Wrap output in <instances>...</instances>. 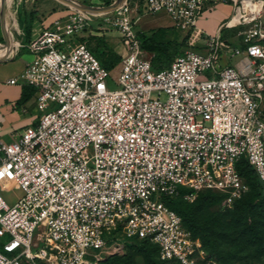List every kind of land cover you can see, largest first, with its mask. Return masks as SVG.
<instances>
[{"label":"built area","instance_id":"built-area-1","mask_svg":"<svg viewBox=\"0 0 264 264\" xmlns=\"http://www.w3.org/2000/svg\"><path fill=\"white\" fill-rule=\"evenodd\" d=\"M220 1L142 7L167 14L186 35L201 33L198 18ZM133 11L124 8L125 53L112 89L110 70L85 42L67 38L79 25L61 30L56 20L35 37L21 32L14 54L23 48L32 58L3 83L33 88L40 113L11 141L0 138V174L23 192L13 205L0 196V264H97L133 239L154 243L165 264H218L163 198L191 202L208 190L231 206L248 191L241 158L264 191L262 10L244 21L254 24L240 47L210 35L159 70L132 30ZM228 53L236 66L221 65Z\"/></svg>","mask_w":264,"mask_h":264},{"label":"rangeland","instance_id":"rangeland-1","mask_svg":"<svg viewBox=\"0 0 264 264\" xmlns=\"http://www.w3.org/2000/svg\"><path fill=\"white\" fill-rule=\"evenodd\" d=\"M18 1L19 0H16L15 2V13L17 17H20V19L25 22V29H23L22 25L20 28H21V32L24 33L26 39L28 38L29 35L28 34V30L30 29L29 21L33 19V15L37 12L34 8L38 0H27V1L22 0V2L21 1L18 2ZM143 1L144 0H125V2L123 3V7L120 8L116 14L112 15L107 19L96 20V19L88 18V19H82L81 21H78L77 18L78 16H80V14L77 13L76 11L80 12L82 15H86V12H90L97 16H104L105 14L108 13L107 10L102 12H96L88 9L87 7H93V6L109 7V5L113 4L114 0L110 2L105 0L97 4H90L85 1H80L86 4L85 5L86 8L84 9L77 8L74 5L71 6L69 4L60 3L59 1H57V5L53 9L54 13L51 19H49L47 23L41 24L40 28H44V27L50 28L54 25V21L56 20H58L59 21L58 24L62 26L61 30L67 28L68 24H69L68 27H71L73 25H79L76 29H74L71 36L67 38H71L75 41L85 42L86 45L93 51V53L99 58L101 62L113 63V67L109 69L110 73L107 78V86L112 89L118 87L117 77L120 69L119 60H121L122 54L125 53V48L122 44V39H123L122 32H123L124 18H125L123 14L124 8H128V9L134 8V11L131 12L129 16L132 20L131 27L135 34H137L138 32L150 34V32L155 27L165 26L167 25L168 22L170 23L168 26H165L168 27V29L160 30L157 33L159 35L158 39H160L163 42H166L165 52L172 59L174 56L183 53L185 50H189V49L196 50L204 47L205 46L204 41L207 39V36L210 35L219 34L220 41L223 43L225 47L233 48L236 45L237 47H240L242 45L241 38L243 31L248 29L250 26H252L254 24V21H250V22L242 21L241 23L237 19L235 20V18H233L226 27L223 26L222 24L216 34L210 33L207 29L201 27V22L207 23L209 21L212 23L213 26H215L219 21L222 20L223 23L226 19H228L231 15H233L237 6L239 7V9L241 10L243 9L246 16H248L246 11V5H248L247 3H256L259 1H263L261 10L264 5V0L247 1L245 2L244 6L242 5L243 1L241 0H224L213 4H207L205 9L201 13L200 17L198 18V22H197V26H199L203 31L199 28L201 33L187 34V37L183 40V36L185 35L184 32L173 26L172 21L167 14L163 12L155 13V14L148 13L144 9V7H142ZM218 3L223 4L222 6H220V9L224 10L223 17L219 15L218 17L213 15L214 14L213 12H216L213 10L215 9ZM231 6H233V10L230 8ZM241 13L243 14V12ZM2 19L6 24L7 30H5V36H4V30L0 22V45L7 44L13 41L12 39L15 38L13 37L10 39L11 41L9 40L7 42L10 36V31H9L10 27L16 32L15 35L17 37L19 36L18 38L21 39L22 37V35H20L21 32L15 30L14 26L12 25L13 23L12 19L10 20L9 16L7 17V19L6 16H4V18ZM39 22L42 21L39 20ZM12 51H13L12 47H8L5 51H3V49L0 47V52H4L5 55ZM14 52L10 55V57H8V55L0 57V59L8 58L5 59L4 61H0V86L3 87L8 86L3 83L4 80L10 76H18L23 68L24 63L32 58L31 54L23 48H21L15 54ZM228 55L230 56V53H228ZM232 57L234 59L238 58L237 56H232ZM225 58L226 56L222 57L221 65L222 66L231 65L227 63ZM164 68L166 67H163L162 69ZM203 73H207V71H204ZM200 78H203V76L200 75L199 79ZM160 98L164 100L165 95L162 94ZM17 107L23 110L21 111V114L23 116L34 115V119L40 113L39 109L37 108V105L34 102L33 97H31L23 105H18ZM261 109L264 112V101L261 103ZM21 129L22 127L11 131L9 130L2 131L0 134V138L4 142H9L14 137L11 136L10 133L14 134V131L15 133L16 132L19 133ZM0 178L3 181L0 182V196L8 205H13L17 201V199L22 195L23 192L16 184L12 182H8V177L6 175L1 174ZM244 198L245 196L241 197L239 200L242 201ZM223 202L224 201L221 198L219 202L207 206V208L203 213V217L208 218L210 216L219 214L224 210H232L233 204H231V206H227L224 205ZM34 233H36V230ZM209 250L214 258L217 259H219L220 257L225 258L226 264H264V254H258L256 251V246L248 243V237L246 236L243 237L234 234L230 241L221 242L219 245ZM212 260L214 259L212 258ZM103 264H145V262L142 255L138 251V246L133 245L130 247L123 246L121 250L108 257L107 261L104 262Z\"/></svg>","mask_w":264,"mask_h":264},{"label":"trees","instance_id":"trees-1","mask_svg":"<svg viewBox=\"0 0 264 264\" xmlns=\"http://www.w3.org/2000/svg\"><path fill=\"white\" fill-rule=\"evenodd\" d=\"M110 1L108 0V2ZM68 4L73 6L70 3ZM18 19L23 23L20 17ZM23 29H25V25H23ZM165 29L168 28L159 27L153 29L150 34L143 32L136 34L140 42V47L144 51L151 53L150 63L154 70L168 67L175 57L171 59L166 54V42L158 39L159 35L157 32ZM29 33L30 29L28 30ZM14 37L18 38L19 36L17 37L15 35ZM186 37L187 34L183 36V40ZM100 63L107 69L113 67V63L111 62L105 63L100 61ZM34 93L33 88L24 86L15 105H23L33 97ZM236 170L247 183L248 191L241 196H245L242 201L239 200L240 197L233 202L232 210H224L219 214L204 218L203 213L207 206L219 202L224 197L221 193L208 190L198 192L195 199L191 202L185 200L182 195L163 198L164 203L181 217L184 227L191 232L192 236L199 238L207 251V258H213L218 264H226L225 258H214L209 249L214 248L221 242L230 241L234 234L248 237V243L256 246L257 253L264 254V191L254 170L244 158L236 162ZM185 192L192 193L191 190L186 189L183 190V193ZM133 245L138 246V251L142 255L145 264H165L158 259L156 245L148 239H133L131 242L124 244L126 247ZM113 254L115 253L106 255L97 264H103Z\"/></svg>","mask_w":264,"mask_h":264},{"label":"crops","instance_id":"crops-1","mask_svg":"<svg viewBox=\"0 0 264 264\" xmlns=\"http://www.w3.org/2000/svg\"><path fill=\"white\" fill-rule=\"evenodd\" d=\"M5 1L6 2H5V7H4L3 14H2V18H4V16H6V9H7L8 0H5ZM19 1L22 2V0H19ZM25 1H27V0H25ZM57 1H59L60 3L68 4L67 2H65L63 0H38V2H36V4H35L36 6L34 9L37 12L33 15V19L31 21H29L30 33L28 35V38L35 37L41 29L40 25L47 23L49 21V19H51L52 15L54 13L53 9L57 5ZM80 1H85V2H88L90 4H97V3L103 2L105 0H80ZM106 1H108V0H106ZM222 5H223L222 3H218L216 5L215 9L213 10L216 12H213L214 14L213 13L212 14L217 16V17H218V15L223 17L224 16L223 15L224 10L222 9L223 10L222 11L220 9V6H222ZM230 8L233 10V6H231ZM239 13H240V11H238L236 13V15L237 14L239 15ZM236 15H234V13H233V15H231L223 23L221 20L215 26H213L212 23L209 21L207 23L201 22V27L207 29L210 33L216 34L218 32V29L221 27L222 24H223V26L226 27V25H224V24L228 25L230 23L231 20L230 21H228V20L230 18H232V16H234L233 18H235V20H236L238 18V15L237 16ZM13 17H14V15H13ZM39 20H41L42 22H39ZM16 21H18V24L20 27H21V25L22 26L25 25V22L23 21V23H21V21L18 19V17H17ZM260 21L264 25V5H263L262 11L260 13ZM13 23H14L13 25H15V27L18 29L17 24L14 21H13ZM169 24L170 23L168 22L167 25H165V26H168ZM165 26H157L155 28L165 27ZM230 27H232V26H230ZM14 36H12L11 38H13ZM16 39H19V38H16ZM16 39H12V40L14 41ZM235 47H237V45ZM224 56H226L225 59H226L228 64H231L234 66L237 65L238 60H239L238 56H237L238 57L237 59L230 57L228 54H226ZM21 90H22V88L19 86H16V85H8V86H4V87L0 86V122H1L2 127H3V131H6V130L11 131V130H15L17 128L23 127V126L29 124L30 122H32L34 119V115L23 116L21 114V111H23V110L15 105V102L20 97ZM11 134L12 133H10V135Z\"/></svg>","mask_w":264,"mask_h":264},{"label":"bare ground","instance_id":"bare-ground-1","mask_svg":"<svg viewBox=\"0 0 264 264\" xmlns=\"http://www.w3.org/2000/svg\"><path fill=\"white\" fill-rule=\"evenodd\" d=\"M63 1H65V2H67V3H70V4H72V5H74V6H76V7H78V8H81V9H84V8H86V6H81L79 3H73V2H69V1H67V0H63ZM241 1H243V3H242V5L244 6L245 5V2H247V1H251V0H241ZM15 2H16V0H8V3H7V9H6V19H7V17L9 16V18H10V20L12 19L16 24H17V26H18V29L15 27V25H13V23H12V21H11V23H12V25L14 26V28H15V30H17V31H19V32H21V28H20V26H19V24H18V21H16L17 20V15H16V13H15ZM125 2V0H122V4ZM253 2V1H252ZM248 5H246V11H247V14H248V16H246V14H245V12H244V10L242 9H239V8H236L237 10H235V12H234V14L236 15V13L238 12V11H240V13H239V15H238V18H237V20L238 21H240V22H242V21H246V20H250V19H252L256 14H258V12L261 10V7H262V4H263V1H259V2H256V3H247ZM242 6V7H243ZM88 9H90V10H93V11H96V12H102V11H105V10H107L108 12L111 10V6H109V7H87ZM77 13H79V14H81L80 12H78V11H76ZM241 12H243V14L241 13ZM13 15H14V17H13ZM82 15V14H81ZM234 16H232V18H233ZM232 18H230L228 21H230V20H232ZM16 19V20H15ZM6 25V24H5ZM226 26H227V24H225ZM234 25V24H233ZM237 25V24H236ZM6 30H7V28H6ZM9 31H10V36H9V39L7 40V42L11 39V37L12 36H14L15 35V31L10 27L9 28ZM19 41V39H16V40H14V41H12V42H9V43H7V44H3V45H0V47L3 49V51H5L8 47H12V49H13V51L12 52H10V53H8V54H6V55H8V57H10V55L15 51V49H16V45H17V42ZM4 43H6V42H4ZM14 47V48H13ZM8 52V51H7ZM5 54H4V52H0V57H2V56H6ZM1 175V174H0Z\"/></svg>","mask_w":264,"mask_h":264},{"label":"water","instance_id":"water-1","mask_svg":"<svg viewBox=\"0 0 264 264\" xmlns=\"http://www.w3.org/2000/svg\"><path fill=\"white\" fill-rule=\"evenodd\" d=\"M67 1L73 2V3H79L83 7L86 5L82 2H80L79 0H67ZM5 2H6L5 0H0V22H1L2 28L4 30V36H5L6 25L2 19V14L4 11ZM121 5H122V0H114L113 4L109 5V6H111V10L107 14H105L104 16H97V15H94L90 12H86V15L90 19H96V20L107 19V18L111 17L112 15H114L115 13H117V11L119 10ZM5 40H6V38H5ZM5 59H8V58H2V59H0V61H4Z\"/></svg>","mask_w":264,"mask_h":264}]
</instances>
